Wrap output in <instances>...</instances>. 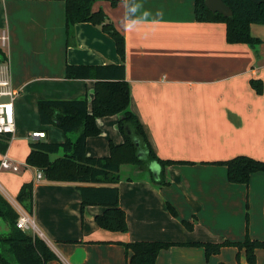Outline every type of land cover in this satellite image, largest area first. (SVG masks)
<instances>
[{
    "label": "crops",
    "instance_id": "crops-1",
    "mask_svg": "<svg viewBox=\"0 0 264 264\" xmlns=\"http://www.w3.org/2000/svg\"><path fill=\"white\" fill-rule=\"evenodd\" d=\"M92 9H102L124 36L129 107L154 153L163 160L185 163L168 165V183L163 185L158 183L160 171L154 177L146 168L120 166L118 203L125 211V231L95 223L94 216L103 206L86 205L81 213L77 183L44 176L36 180L37 169L13 158L11 143L15 136H28L29 128L47 136L40 126L50 124L40 123L37 101L86 96L89 104L95 79L65 77L66 64L122 60L113 39L99 25L76 22L67 35L65 0H0V30L7 36L1 50L16 91L15 130L5 152L18 163L16 171L0 170L10 175L8 197L2 185L0 194L15 209L12 202H17L21 184L33 181L30 215L36 231L25 232L38 234L54 252L56 258L45 264H127L130 251L123 243L134 240L220 242L218 230L227 226L244 233L240 219L220 210L237 207L242 198L248 200L250 237L264 239V233L254 230L264 231V172L252 173L247 184L231 183L224 165L213 163L238 154L264 160V87L256 93L249 82L264 83V24H250L251 33L261 39L254 49L247 43H228L224 22L196 20L194 0H93ZM117 119V114L97 118L100 133L86 138L87 155L105 156L109 140L122 141ZM64 138L58 132L57 141L51 142ZM102 139L107 144L99 142ZM21 165L32 170L29 178L11 173ZM167 200L179 219L193 225L194 216L199 218L194 228L186 229L167 214ZM156 216L164 226L162 235L149 234L158 223ZM220 222L225 225L219 226ZM234 248L224 246L206 258L200 246L175 245L160 250L155 264H247L243 249L238 262L224 255ZM255 255L256 264H264V248L256 249Z\"/></svg>",
    "mask_w": 264,
    "mask_h": 264
},
{
    "label": "trees",
    "instance_id": "trees-1",
    "mask_svg": "<svg viewBox=\"0 0 264 264\" xmlns=\"http://www.w3.org/2000/svg\"><path fill=\"white\" fill-rule=\"evenodd\" d=\"M232 11L225 16L211 12L204 0H194L195 18L201 22L222 21L225 23V39L228 43H247L257 48L261 39L250 31V24H264V2L253 0H222ZM93 0H65L66 33L76 22H90L99 25L114 41L122 62L104 65L66 64L65 77L93 78V97L88 104L85 97L71 99H40L37 101L38 117L41 124H54L62 130V142L32 140L25 157L26 164L40 170L51 181L77 183L80 195V212L86 205L103 206L101 213L94 216L95 223L110 231L127 229L125 211L118 203L117 183L122 164L146 168L150 161L160 165L158 183H168L166 167L184 160H163L153 151L143 126L129 107V85L125 80L124 36L114 27L102 9H92ZM5 59V53L0 50ZM256 93L264 87L260 79H250ZM117 114V129L122 136L120 143L108 141V154L90 156L86 154V138L100 133L97 118ZM75 133L74 139L70 134ZM10 136L0 134V153L5 152ZM138 141V144L135 143ZM143 155L138 156V149ZM54 158L52 154L60 153ZM213 163L224 165L226 177L231 183L247 184L252 173L264 172V160L246 154H238ZM33 181L23 182L16 195L17 202L28 212L32 211ZM172 215L177 212L166 203ZM18 212L0 194V217L8 230L0 233V264H45L56 258L48 244L36 233H27L15 225ZM188 230L192 223L182 219ZM175 245H195L204 250L205 257L217 254L224 246H234L244 250L247 264H256V249L264 248V239L252 238L247 233L242 240L223 239L220 242L168 240H134L123 243L130 255L127 264H155L156 256L162 249ZM237 258L239 255L237 253ZM218 264H225L219 262Z\"/></svg>",
    "mask_w": 264,
    "mask_h": 264
},
{
    "label": "rangeland",
    "instance_id": "rangeland-1",
    "mask_svg": "<svg viewBox=\"0 0 264 264\" xmlns=\"http://www.w3.org/2000/svg\"><path fill=\"white\" fill-rule=\"evenodd\" d=\"M34 122H35V124H37V119H36L35 115H33V123ZM46 125H48V124H46ZM40 127H43V128H45L47 130V136L42 139L44 141H47V140H49V141H57L56 138H58V132L62 133V135L64 134L62 132V130L60 128H58L56 125H54V124H50L49 126H42L41 125ZM29 129L25 130V133L29 132V131H32L31 128H29ZM70 136L72 137V139H74L75 133L70 134ZM29 141H31V139L28 136H25V135L24 136L23 135H18V136H15L13 138L12 143H11L13 158H15L18 161H21V162L25 163L24 158H25V155L27 153L28 142ZM99 142H102L103 144H107L106 141H104L103 139L101 141H99ZM59 155H61V152L57 153V154H52L51 157L54 158V157L59 156ZM122 165H126V164H122ZM127 166L128 167H125V168H130L132 165H127ZM136 167L138 169L140 168L138 166H136ZM19 168H20L19 171L11 172V173L23 174V175H25L26 177L29 178L30 174L32 173V170L29 169L28 166L27 167H23V165H21ZM7 176L10 177V175L7 173V171H1L0 172V185H2L4 191L6 192L5 195H4L6 197H8L7 195L9 193V189H8V187L6 185ZM164 186H166V185H164ZM223 202H225V201L222 200V203ZM168 203L174 207V205L172 203H170L169 201H168ZM174 209H175V207H174ZM220 210L222 212H224V214H230L232 216V218H234V219H240L243 222V225H244V233L241 234L240 232H238V230L235 227L227 226V227L223 228L222 230H218L219 232H221V234L219 235L220 237H218L217 239L221 240V239H224V238H227V239L230 238V239L240 240V239H243L245 237L246 233L249 235V220H250V216H249V209H248V200L246 198H242L241 200H239V205L237 207L234 206V207L231 208L229 206H222V208ZM166 212H168L167 214H169L171 217L179 219L178 213L176 215H172L168 210ZM198 219H199L198 217L194 216V218H193L194 224L192 225V228H194V226L199 222ZM255 219H256V217H253V215H252V220L254 221ZM156 220L158 221V223L155 222L153 228L151 230H149V234L150 235H162L163 234L164 229H161V228H163L164 226H162L163 224L159 223V220H158L157 216H156ZM219 220H220V218H218V222H219ZM179 221H180V223H182L181 222L182 218H180ZM217 224H219V226L220 225H225L224 223H221V222L217 223ZM3 228H4V223L2 221H0V230H2ZM254 230H256L257 232L259 231V233H264V231L261 230V229L259 230L258 227H254ZM154 238H158V237H154ZM161 239H164V238H161ZM233 247L234 246H231V248H233ZM228 248H230V247H228ZM225 252H229V253H225ZM232 252L233 251H224V255H226V257L232 256L233 259L236 260V262H238L239 258H237L236 255H237V253L239 255V249L236 248L235 251L233 252V254H230Z\"/></svg>",
    "mask_w": 264,
    "mask_h": 264
},
{
    "label": "built area",
    "instance_id": "built-area-1",
    "mask_svg": "<svg viewBox=\"0 0 264 264\" xmlns=\"http://www.w3.org/2000/svg\"><path fill=\"white\" fill-rule=\"evenodd\" d=\"M7 44V36L3 30H0V50ZM2 51V50H1ZM10 73L8 66L5 63L2 54L0 53V134H8L12 138L15 130L14 106L13 98L16 91L11 88ZM46 133L43 130H34L29 132L28 137L32 140H38L45 137ZM9 139V141H10ZM8 141V142H9ZM0 170H18V163L3 152L0 156ZM36 180L43 177L40 170L35 172ZM18 216L15 221L17 228L23 231H36V225L30 213H28L17 202H12Z\"/></svg>",
    "mask_w": 264,
    "mask_h": 264
},
{
    "label": "water",
    "instance_id": "water-1",
    "mask_svg": "<svg viewBox=\"0 0 264 264\" xmlns=\"http://www.w3.org/2000/svg\"><path fill=\"white\" fill-rule=\"evenodd\" d=\"M253 1L256 3L264 2V0H253ZM204 4L211 12H219L225 16H229L232 14L231 9L222 0H204ZM135 143L138 144V141L135 140ZM143 153H144L143 150L139 148L137 151V155L142 156ZM159 168L160 165L156 161H151L146 166V169H148L149 173L153 174L154 177L158 173V171H160ZM0 221L3 222L1 217H0ZM7 230H8V226L6 225V223H4V228L0 230V233L5 232Z\"/></svg>",
    "mask_w": 264,
    "mask_h": 264
}]
</instances>
